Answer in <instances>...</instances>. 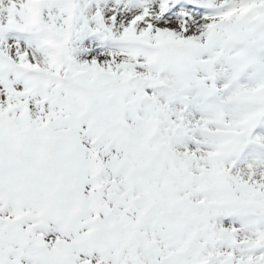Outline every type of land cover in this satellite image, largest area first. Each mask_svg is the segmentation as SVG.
Listing matches in <instances>:
<instances>
[{
  "label": "snow or ice",
  "instance_id": "1",
  "mask_svg": "<svg viewBox=\"0 0 264 264\" xmlns=\"http://www.w3.org/2000/svg\"><path fill=\"white\" fill-rule=\"evenodd\" d=\"M0 264H264V0H0Z\"/></svg>",
  "mask_w": 264,
  "mask_h": 264
}]
</instances>
